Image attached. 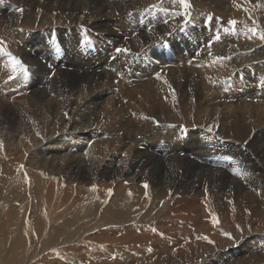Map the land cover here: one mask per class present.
<instances>
[{"label": "bare ground", "instance_id": "obj_1", "mask_svg": "<svg viewBox=\"0 0 264 264\" xmlns=\"http://www.w3.org/2000/svg\"><path fill=\"white\" fill-rule=\"evenodd\" d=\"M190 4L0 0V198L14 192L0 207L1 264L22 262L29 237L45 229L55 242L102 225L82 253L83 244L34 264H127V255L145 264L154 253L174 254L160 264L213 253L232 254L221 264H264V0ZM211 13L203 29L198 19ZM229 18L237 34L209 46ZM148 53L163 64L196 61L184 73ZM93 191L105 201L81 206ZM30 207L32 233L20 220Z\"/></svg>", "mask_w": 264, "mask_h": 264}, {"label": "rangeland", "instance_id": "obj_2", "mask_svg": "<svg viewBox=\"0 0 264 264\" xmlns=\"http://www.w3.org/2000/svg\"><path fill=\"white\" fill-rule=\"evenodd\" d=\"M259 7V6H258ZM103 20L102 21H104L105 20V17H103L102 18ZM227 19V18H226ZM199 20V22H200V24H202V26H203V29H205V28H208V29H210L211 28V22L213 21V13H211V14H208L207 15V17L205 18V21H203L202 20V18H199L198 19ZM197 20V21H198ZM231 20H234V19H232V18H229V20H226L225 21V23L226 24H224V26H220V28L217 30L218 32L215 34V36L212 38V39H210V40H208V45L209 46H212L214 43H215V41H216V39H215V37H216V35L217 34H219L220 35V38L222 37V35L224 34V33H228V34H237V32H238V25L236 24L235 26H233V25H231V23H230V21ZM259 25V23L257 24V26ZM114 31L116 32V33H120V32H122V33H125L126 34V32L125 31H122L123 29H122V27H120V26H115L114 25ZM233 28H234V30H233ZM117 29V30H116ZM187 34H190V32H188ZM128 37V38H127ZM203 38H205V41L207 42V38H209V37H207V35H204L203 36ZM126 40H130V37L128 36V35H126V38H125ZM189 39H191L190 37H188V36H186V40H189ZM94 42V41H93ZM165 44L163 45V49L165 48V50H163V51H168L167 52V54L170 56V57H172L173 56V58L175 59V52L173 51V49H172V46H171V42H168L167 40L164 42ZM65 44V47L63 46ZM67 44H69V45H67ZM93 45V46H92ZM69 47V48H72V46H71V44L70 43H68L67 41L66 42H63L62 43V47L65 49V50H67L68 51V48L67 47ZM90 46H92V47H94V48H96L97 49V51H98V47L97 46H95L94 44H92V42H90ZM156 47H161V44L160 43H157V46ZM167 49V50H166ZM71 50H73V52H76V50H75V47H74V49H71ZM69 51H70V49H69ZM160 51V50H159ZM148 56H149V58L151 59V61L153 62V63H155V65L158 67V68H161V69H167V67L168 68H177V69H180V70H182V71H185L184 73H190V71L192 70V67H191V64L192 63H195V61H196V59H194L193 57L192 58H188L187 60H186V62L184 61V62H181V60L180 61H178V63L176 62V63H174L173 65L171 64V63H164L163 64V62L162 61H160L158 58H157V56L156 55H152V54H149L148 53ZM156 56V57H155ZM155 61V62H154ZM160 62V63H159ZM157 63V64H156ZM100 65H101V63H100ZM161 65H163V67H161ZM166 67V68H165ZM194 70H197V69H194ZM97 71L98 72H101V69L100 68H98L97 69ZM131 72H132V69H131ZM253 74H254V71L252 72ZM132 74V73H131ZM195 75L196 76H198V78L199 79H201L202 78V75L201 74H199V71H197V72H195ZM114 79H113V82H111V86H112V84H113V86L111 87L110 86V88L112 89V91L114 90V92H115V100L116 101H118L119 100V93H120V89H119V87H117V85L119 84V81H121L122 80V78L120 77V76H117V75H114ZM119 78V79H118ZM137 78H139V77H133V78H131V80H130V82H138V81H144V80H146V79H148L149 77L148 76H145V77H142L141 79H137ZM136 79V80H135ZM204 81V80H203ZM204 84L207 86V83H206V81H204ZM28 93H30L29 91H28ZM210 93V92H209ZM216 93V94H215ZM210 94H212V95H217L218 96V93H217V91H214L213 92V90H212V92L210 93ZM140 95L141 94H138V97H140ZM117 97V98H116ZM218 98V97H217ZM257 99V98H256ZM255 99V100H256ZM219 101L218 102H220V98L218 99ZM257 100H260V103H262V100L260 99V98H258ZM263 104H264V102H263ZM117 107H119V106H121L120 105V103H117ZM142 148H144L143 146H142ZM183 155V153L181 154V156ZM0 173H1V170H0ZM1 184V183H0ZM96 191H93L90 195H87L86 194V196H85V198L84 199H82L81 200V206H84V205H87V206H89V205H92V209H94V208H96V205L100 202V201H105V198L103 199V198H101V197H99V196H97L98 194H96L95 193ZM11 194V195H10ZM5 195H7V196H2L1 198H0V207L1 208H9L12 204L9 202L11 199L13 200L14 199V192H7ZM8 204V205H7ZM4 205L6 206V207H4ZM22 207H24V206H22ZM33 209V207H30L29 208V210L27 211L29 214H25V216H24V212H25V208H22V211L23 212H21V214H20V220H22V219H24V221L25 220H28V221H25V224H27L28 225V230L30 231V233H32V231H33V224H35L34 223V218L31 216V212L33 211L32 210ZM90 209V208H89ZM92 209H90V210H92ZM35 210H36V212H37V205L35 206ZM74 211H78V210H74ZM38 214V213H37ZM37 214H36V216L35 217H37ZM27 215V216H26ZM30 217H32V218H30ZM28 218V219H27ZM156 218H155V216H153L152 218H150L149 219V223H152V224H150V225H153V223H155V220ZM32 220H33V222H32ZM30 221V222H29ZM30 223V225H29V223ZM135 222H137V220H135ZM109 226H105V225H102V227L101 226H94V227H91V228H89V230L86 232V234L84 235V236H76L74 239H72V240H66V241H60V240H57V241H55V242H51L50 241V238H51V235H50V233H49V231H47V229H45V231H44V233H43V236L41 237V239H39V237L38 236H34L35 237V239L33 238V237H29V242H27L28 243V245L27 246H29L28 247V249L26 250L28 253L26 254V256H25V258H24V260L22 261V262H19V263H17V264H34L37 260H39V259H41L42 257H45V255H48V254H50V255H57L58 256V254H69V252L67 253L66 251L67 250H69V249H71V248H73V247H77V246H79V245H84L83 246V249L82 250H80V253H82L83 252V250L86 248V246L85 245H87V247H88V243H86L87 242V240H86V237L85 236H89V235H93V234H95V232H98V231H100L102 228H108ZM32 228V229H31ZM47 228V227H46ZM48 228H50V226H48ZM65 229L68 231V233H70L69 231H71L72 229L74 230L75 229V227L73 226V224H69V225H67L66 227H65ZM50 230V229H49ZM231 234H232V232H231ZM232 246L233 247H235V249H237V248H239V247H243L244 246V243H245V241H246V239H241V237H236L234 234H232ZM244 237V236H243ZM238 239V240H237ZM240 240V241H239ZM242 240V241H241ZM179 246L180 245V243H176L175 245H174V247L175 246ZM85 247V248H84ZM237 254V255H236ZM4 255H7V253L6 252H3L2 254H0V261L2 260H4L3 258L5 257ZM153 255V256H152ZM151 256H149L150 258H148L149 259V261H147V262H145V264H155V263H158V264H160L161 263V261L163 260V259H170L171 257H173L174 256V254H172V253H166V254H156V253H154V254H152ZM232 254H228V255H226V257H224V256H221V254H217V253H213V254H206L205 256L203 255L200 259H199V257L198 258H194V262L193 261H187L186 262V264H221L224 260H225V258H228L229 256H231ZM241 255H245V254H238V253H234V256H232V259L233 260H235L238 256L239 257H241ZM2 256V257H1ZM218 256V257H217ZM228 256V257H227ZM237 256V257H236ZM114 257L116 258V255H114ZM125 258H127V257H129V259L128 260H130V262H128V260H127V264H134L135 262V264H144V262L143 261H135L134 262V259L133 258H131L130 259V255H127V256H124ZM213 257V258H212ZM152 258V259H151ZM215 259V260H214ZM231 259V260H232ZM136 260V259H135ZM227 260V259H226ZM93 261L94 260H91L90 261V263L91 264H94L93 263ZM217 261V262H216ZM126 262V261H125ZM124 262V264H126ZM132 262V263H131ZM206 262H208V263H206ZM212 262V263H211ZM219 262V263H218ZM1 264V263H0ZM96 264V263H95ZM98 264V263H97Z\"/></svg>", "mask_w": 264, "mask_h": 264}, {"label": "snow or ice", "instance_id": "obj_3", "mask_svg": "<svg viewBox=\"0 0 264 264\" xmlns=\"http://www.w3.org/2000/svg\"><path fill=\"white\" fill-rule=\"evenodd\" d=\"M179 4L180 5H182L186 10L187 9H189L190 7H191V4H190V0H179ZM153 7H155V5H153ZM18 11H23L22 9H18ZM188 13H187V11L185 12V15H187ZM165 23H167V21H165ZM230 23H231V25H233V26H235L237 23H238V21H236V20H231L230 21ZM233 30H234V28H233ZM252 31L253 32H256V31H258L257 29H252ZM260 38L262 39V40H264V32H261L260 33ZM215 39L218 41V40H220V35L219 34H217L216 35V37H215ZM0 43H2V42H0ZM54 43H58V41H56V40H54ZM125 51H129L128 49H117V52L119 53V52H125ZM12 61H13V64L14 65H16V64H19V65H21V67L22 68H24V70L27 72V71H29V69H28V67H27V65H24L23 64V62L22 61H20L19 59H17L15 56H12ZM261 84L262 85H264V79H262L261 80ZM212 129H209V131H211ZM38 135H39V133H37ZM126 155V154H125ZM238 175H240V173H237ZM144 188H148L149 187V185H148V183L147 182H145L144 183ZM95 187V186H94ZM112 190L111 189H109V192H111ZM129 195H131V192H129ZM214 222H216V223H218L219 221H218V218L214 221ZM239 227V226H238ZM226 236H228L229 238H232L231 237V234L230 233H224Z\"/></svg>", "mask_w": 264, "mask_h": 264}]
</instances>
